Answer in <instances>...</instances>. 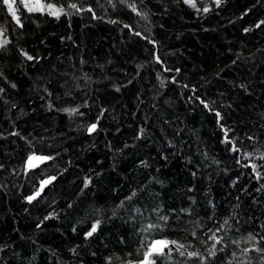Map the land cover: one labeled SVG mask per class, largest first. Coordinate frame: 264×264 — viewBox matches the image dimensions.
Returning a JSON list of instances; mask_svg holds the SVG:
<instances>
[{"label": "trees", "instance_id": "obj_1", "mask_svg": "<svg viewBox=\"0 0 264 264\" xmlns=\"http://www.w3.org/2000/svg\"><path fill=\"white\" fill-rule=\"evenodd\" d=\"M71 2L91 6L95 15L68 9L57 19L22 10L19 27L0 11L11 41L0 49V264L142 259L147 234L140 225L148 219L163 225L153 208L169 219L149 239L191 246L205 264H228L236 251L233 264H239L245 258L231 241L264 233V190L258 191L264 179L241 159L243 152L264 150V0H222L219 6L197 0L207 13L183 0H137L147 19L119 0L115 7L108 0ZM200 100L223 114L240 153L222 143L214 111ZM77 106L82 115L63 111ZM92 123L97 130L89 133ZM32 152L53 159L25 174ZM48 176L55 180L27 202ZM133 190L137 196L126 201ZM225 219L229 226L218 235L227 247L208 257L209 230ZM96 220L97 232L85 239ZM249 256L250 264H261L260 254ZM154 259L200 264L174 248L170 260Z\"/></svg>", "mask_w": 264, "mask_h": 264}, {"label": "snow or ice", "instance_id": "obj_2", "mask_svg": "<svg viewBox=\"0 0 264 264\" xmlns=\"http://www.w3.org/2000/svg\"><path fill=\"white\" fill-rule=\"evenodd\" d=\"M120 4L126 6L132 13L136 14L137 16H141V18L147 19V14L140 11L137 0H119ZM142 3V0H140ZM215 4L217 6L220 5L222 0H214ZM109 4H112L113 7H115V4L113 3V0H108ZM183 3L188 5L190 8L196 10L197 12H204L207 13L210 11L208 7L199 8L197 6V0H183ZM68 9L74 10V12L79 13L83 11H88L94 13V9L89 6L87 9L80 7L76 2H70L67 5H60L51 2V0H0V11H6L7 14L12 18V20L15 22V24L19 27H23V23L21 20L20 12L22 10H26L28 13H41V14H47L49 16H53L57 19L60 18L61 15H68ZM115 23V21H112ZM261 24H264V21H261ZM125 28H130L129 25L125 24ZM257 27H260L258 24ZM245 31H249V29H245ZM135 35L140 36L141 33L134 32ZM144 39H148L147 37H142ZM11 43L10 39L7 35V29L0 27V49L5 48ZM149 43H155L154 41L149 40ZM22 55L25 56V58L29 61L33 60L34 57L31 55H28L26 52H21ZM154 59L157 63H161L160 58L158 56H155ZM166 71L168 69H165ZM179 71V70H177ZM159 78V76H158ZM164 81L161 80V86H163ZM12 87H15L13 84ZM243 87V85H241ZM4 91L3 88H0V93ZM119 91V89H117ZM193 91H195L193 89ZM200 103L204 106V108L208 109L210 112L214 111L211 105L208 102H205L204 100H200ZM51 107V105H49ZM64 112L68 113L69 116L81 114L79 113V106L77 107H69L64 108ZM103 115V113H101ZM214 115L217 118V125L221 128L224 134V139L222 143L226 145L231 146V151L234 153H240L241 148L238 147V140L237 138L230 136V133L232 132V129L229 127H225L222 123L224 117L223 114L220 111H214ZM98 123V121H97ZM97 123H92L88 126V132L92 133L97 130ZM145 130L141 128L139 130V134L137 135V139H140L144 135ZM11 135H19V133H11ZM247 139L250 141H254L256 138L254 136H247ZM53 159L51 156L47 155H40L36 154L35 152L30 153L25 162H24V169L25 174L32 171L33 169L39 168L42 164L45 162ZM242 160L248 161V163L243 164V167L250 168L252 170V174L256 177L257 180L264 179V164H257L256 160L264 161V150L261 148H254L252 151L243 152L241 155ZM143 166L147 167L146 162H141ZM237 163H240V160H237ZM195 176L196 173H193ZM55 180L54 176L48 177L46 179H42L39 181V187L33 192L32 195L27 196L25 199L27 202L31 203L32 201L36 200L43 192L44 188L51 184ZM91 183V178L86 177L84 180V187L87 188L89 184ZM235 183V181L233 182ZM264 190V184H261V189ZM137 196V191L133 190L130 195H128L125 200L126 201H132ZM125 201H121L120 207L124 206ZM134 211L137 214L143 215L142 210L137 207L134 209ZM152 211L157 214L158 221L163 222V225H166L168 222L169 217L166 215H159L160 209L159 208H153ZM182 211H187L182 210ZM50 217H45V219H49ZM100 225V221L96 220L94 223H92L91 228L89 231L85 233V239L92 237L98 230ZM159 222H152L150 219L146 220L144 223L140 225L139 231L143 234H147L144 236L142 242H141V248L143 249L142 259L139 260H129L127 261V264H156V260L154 257H167L169 260L172 257L173 248L175 251L179 253L181 257L186 256L189 260L198 259L200 261V264H205L206 257L201 254L199 251H190L189 247L186 246L183 243H179L176 240H168V239H149L150 234L157 230L161 229L163 226ZM226 226H229L228 219H225L223 221V224H221L218 228H216L215 231L209 230L211 232V235L208 236V239L211 240L213 243L211 246L207 249L208 257H215L217 255V252H223L225 251V248L227 247L226 244H224L225 236L224 235H218V233L224 232ZM39 227V225H38ZM75 231V229H73ZM193 237H196V233H192ZM259 237V238H257ZM231 243L235 246L236 249H239V256L244 257V260H240L239 264H245V260L249 261L250 264V256L249 253L255 252L260 254L261 264H264V246H261L264 244V233H258L253 234L249 233L247 237L241 238V239H234L231 241ZM241 243L250 245L249 247H243L241 248ZM224 245L223 247H218V245ZM74 251V250H73ZM131 255V254H129ZM233 260L237 259L238 254L236 251H233L232 253ZM233 260H229L228 264H233Z\"/></svg>", "mask_w": 264, "mask_h": 264}, {"label": "water", "instance_id": "obj_3", "mask_svg": "<svg viewBox=\"0 0 264 264\" xmlns=\"http://www.w3.org/2000/svg\"><path fill=\"white\" fill-rule=\"evenodd\" d=\"M48 177H51V176H48ZM48 177H45L44 179H46V178H48ZM38 187H39V186H38ZM47 187H48V185L44 188V190H45ZM44 190H43V191H44ZM31 195H32V194H31Z\"/></svg>", "mask_w": 264, "mask_h": 264}]
</instances>
